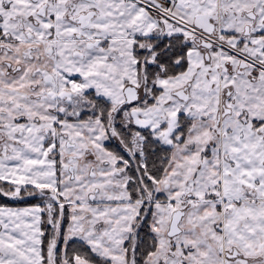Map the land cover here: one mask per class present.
<instances>
[{
	"label": "snow or ice",
	"instance_id": "1",
	"mask_svg": "<svg viewBox=\"0 0 264 264\" xmlns=\"http://www.w3.org/2000/svg\"><path fill=\"white\" fill-rule=\"evenodd\" d=\"M0 264H264V0H0Z\"/></svg>",
	"mask_w": 264,
	"mask_h": 264
}]
</instances>
